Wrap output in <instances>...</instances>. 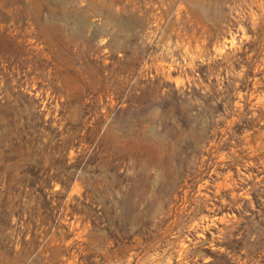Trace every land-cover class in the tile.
Listing matches in <instances>:
<instances>
[{"label":"rangeland","instance_id":"rangeland-1","mask_svg":"<svg viewBox=\"0 0 264 264\" xmlns=\"http://www.w3.org/2000/svg\"><path fill=\"white\" fill-rule=\"evenodd\" d=\"M0 264H264V0H0Z\"/></svg>","mask_w":264,"mask_h":264}]
</instances>
